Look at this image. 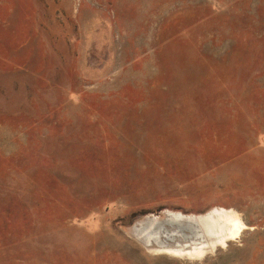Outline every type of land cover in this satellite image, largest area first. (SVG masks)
Listing matches in <instances>:
<instances>
[{
    "label": "rangeland",
    "instance_id": "374dc122",
    "mask_svg": "<svg viewBox=\"0 0 264 264\" xmlns=\"http://www.w3.org/2000/svg\"><path fill=\"white\" fill-rule=\"evenodd\" d=\"M0 264H264V0H0Z\"/></svg>",
    "mask_w": 264,
    "mask_h": 264
},
{
    "label": "bare ground",
    "instance_id": "6f19581e",
    "mask_svg": "<svg viewBox=\"0 0 264 264\" xmlns=\"http://www.w3.org/2000/svg\"><path fill=\"white\" fill-rule=\"evenodd\" d=\"M219 212L221 214H224V218H226V221L229 224V229L224 232L225 239H229V240L237 239L240 235L241 230H242V225L239 223V221L237 219L238 218L237 215H235L232 212H228L224 209H220ZM218 218H222V217H218ZM226 241H228V240H226ZM216 242L219 243L220 240H218ZM216 242L211 244L212 246H210V251L214 250V248L216 246V244H215ZM222 242H224V241H222ZM207 250H208V248H207ZM210 251H209V253H210ZM189 252H185L183 250H177V249H166V250L165 249H161V250L158 249V250L152 251V253H154V254H164V255L180 258V259L186 258V259H190V260L191 259H202L206 254H208V251H205L203 249H201L199 251L197 250L194 252L192 251L190 253Z\"/></svg>",
    "mask_w": 264,
    "mask_h": 264
},
{
    "label": "water",
    "instance_id": "95a60500",
    "mask_svg": "<svg viewBox=\"0 0 264 264\" xmlns=\"http://www.w3.org/2000/svg\"><path fill=\"white\" fill-rule=\"evenodd\" d=\"M209 216V215H208ZM208 216L206 217H202L203 219H200L198 221L202 222V221H205L206 219H212V220H222V219H225V218H209Z\"/></svg>",
    "mask_w": 264,
    "mask_h": 264
}]
</instances>
